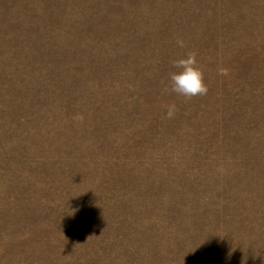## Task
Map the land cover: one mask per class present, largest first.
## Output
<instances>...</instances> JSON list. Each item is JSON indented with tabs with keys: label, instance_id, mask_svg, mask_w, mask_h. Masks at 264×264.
<instances>
[{
	"label": "rangeland",
	"instance_id": "1",
	"mask_svg": "<svg viewBox=\"0 0 264 264\" xmlns=\"http://www.w3.org/2000/svg\"><path fill=\"white\" fill-rule=\"evenodd\" d=\"M0 264H264V0H0Z\"/></svg>",
	"mask_w": 264,
	"mask_h": 264
},
{
	"label": "clouds",
	"instance_id": "2",
	"mask_svg": "<svg viewBox=\"0 0 264 264\" xmlns=\"http://www.w3.org/2000/svg\"><path fill=\"white\" fill-rule=\"evenodd\" d=\"M180 43L183 46L182 42ZM172 65L174 70L169 72L168 77L172 92L185 98L203 95L207 92L204 73L197 65L195 54L188 53L177 58Z\"/></svg>",
	"mask_w": 264,
	"mask_h": 264
}]
</instances>
